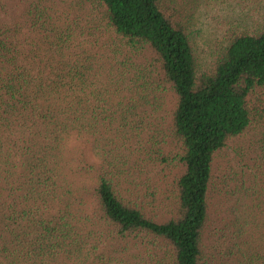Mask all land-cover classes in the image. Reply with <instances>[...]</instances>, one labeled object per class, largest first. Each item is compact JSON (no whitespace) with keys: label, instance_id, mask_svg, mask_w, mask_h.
<instances>
[{"label":"trees","instance_id":"obj_1","mask_svg":"<svg viewBox=\"0 0 264 264\" xmlns=\"http://www.w3.org/2000/svg\"><path fill=\"white\" fill-rule=\"evenodd\" d=\"M179 1L0 14V264H208L216 160L233 142L216 207L236 261L264 264V0ZM196 14L223 18L204 68ZM71 140L98 162L70 156Z\"/></svg>","mask_w":264,"mask_h":264},{"label":"rangeland","instance_id":"obj_2","mask_svg":"<svg viewBox=\"0 0 264 264\" xmlns=\"http://www.w3.org/2000/svg\"><path fill=\"white\" fill-rule=\"evenodd\" d=\"M35 1V0H34ZM58 2L60 6V10L64 9L65 11L72 8L73 4L79 5V0H55ZM178 2H180L178 0ZM48 5L51 4V2L47 3ZM24 7L23 0H0V14L4 22L8 23L11 21H14L17 24H22V14L24 13ZM191 19V25L194 31H199L200 28L203 26L206 28L207 32V39L203 41V44L197 52V56L200 60V64L205 65V67L208 65V59L213 55L209 54L210 49L216 44L218 39H215L213 43H207L211 37H214V34L220 33V23L223 21V18H220V23L214 20L212 15H206L199 16V14L193 15L190 17ZM203 22V23H202ZM24 36H28L27 32L24 30ZM34 38V37H33ZM204 68V67H203ZM66 150L69 153L70 156H74L77 154V152H81V150L86 151V157L89 159H92L91 162L97 163L98 159L89 149L83 148L80 144L76 143L74 140L68 141ZM243 146L241 143H231L228 150L226 152L220 154L217 157L216 160V167H215V183H214V193L211 195V216L209 221V227L208 231L205 236V244H206V256L208 261V264H241L238 261H236V255L237 250L235 249V240L229 238L230 235V222L231 217L229 218V214L231 213L227 212V207L223 209L221 206H217L216 204H220V199L222 197H218L217 191L223 187L222 185V179L225 174L226 168L230 165V161H232L236 155H238L240 152L242 153ZM244 158H246L248 161H251V156L249 153L246 154L244 152L242 154ZM241 157V155H238ZM257 162V161H255ZM243 166L245 165L244 162H242ZM249 165L251 169L246 168L249 172V174H258L257 167L253 165L252 162H249ZM241 164L239 166H236V168L233 171L227 172V174H231L232 172L241 173V175L247 174L245 171L241 170V167H243ZM254 166V167H253ZM258 166V165H257ZM175 174V172H174ZM240 175V176H241ZM150 177H155L153 174L150 175ZM233 178V177H232ZM239 207V206H238ZM236 207V209H238ZM217 211V213H216ZM216 213V215H215ZM232 216V215H231ZM234 238V237H233ZM260 264V263H257Z\"/></svg>","mask_w":264,"mask_h":264},{"label":"clouds","instance_id":"obj_3","mask_svg":"<svg viewBox=\"0 0 264 264\" xmlns=\"http://www.w3.org/2000/svg\"><path fill=\"white\" fill-rule=\"evenodd\" d=\"M188 39H190V41H191L190 46H191L192 50L199 52V50L203 44V41L207 39L206 28L202 26L199 31H193L190 34V37ZM194 60L197 64V66H199L201 68L205 67V65H203V64H198V58L196 55H194Z\"/></svg>","mask_w":264,"mask_h":264}]
</instances>
